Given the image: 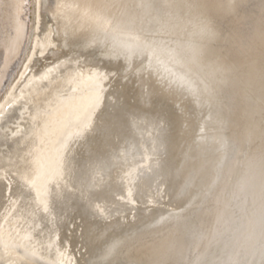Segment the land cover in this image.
Segmentation results:
<instances>
[{
  "label": "bare ground",
  "instance_id": "6f19581e",
  "mask_svg": "<svg viewBox=\"0 0 264 264\" xmlns=\"http://www.w3.org/2000/svg\"><path fill=\"white\" fill-rule=\"evenodd\" d=\"M0 264H264V0H0Z\"/></svg>",
  "mask_w": 264,
  "mask_h": 264
},
{
  "label": "snow or ice",
  "instance_id": "6c2138e0",
  "mask_svg": "<svg viewBox=\"0 0 264 264\" xmlns=\"http://www.w3.org/2000/svg\"><path fill=\"white\" fill-rule=\"evenodd\" d=\"M153 51H154V50H153ZM147 52H148V49L145 48V50H144V54H147Z\"/></svg>",
  "mask_w": 264,
  "mask_h": 264
}]
</instances>
